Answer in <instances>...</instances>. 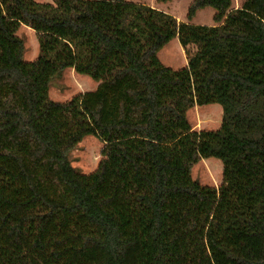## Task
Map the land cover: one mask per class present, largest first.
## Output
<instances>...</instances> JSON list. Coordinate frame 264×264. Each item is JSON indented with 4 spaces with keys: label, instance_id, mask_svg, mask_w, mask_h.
<instances>
[{
    "label": "trees",
    "instance_id": "16d2710c",
    "mask_svg": "<svg viewBox=\"0 0 264 264\" xmlns=\"http://www.w3.org/2000/svg\"><path fill=\"white\" fill-rule=\"evenodd\" d=\"M206 7L215 24L193 23ZM176 36L179 70L158 57ZM67 68L97 88L52 100ZM210 103L222 125L194 129L187 112ZM88 134L103 147L83 173L69 153ZM206 157L218 187L192 177ZM0 264H264V0H193L184 21L129 0H0Z\"/></svg>",
    "mask_w": 264,
    "mask_h": 264
},
{
    "label": "rangeland",
    "instance_id": "374dc122",
    "mask_svg": "<svg viewBox=\"0 0 264 264\" xmlns=\"http://www.w3.org/2000/svg\"><path fill=\"white\" fill-rule=\"evenodd\" d=\"M46 1V0H38ZM146 3L153 7L165 10L174 15L178 21L186 20L189 7L193 0H129ZM244 0H233V5L238 7ZM215 9L206 7L197 12L193 23L201 25H214ZM18 34L24 38L26 51L25 60H33L39 54L37 33L30 27L22 26ZM191 50L194 47H190ZM158 57L162 63L174 70H179L187 64L185 48L176 36L165 44L159 51ZM99 81L90 75L76 72L67 68L55 76L49 89V97L55 101H66L78 93L97 88ZM187 118L196 130H214L220 128L223 121V107L219 103H210L194 106L187 112ZM103 141L95 134L86 135L69 153L72 165L83 173H90L97 168L101 159ZM224 165L217 157L200 159L192 169V177L200 183L218 187L223 179Z\"/></svg>",
    "mask_w": 264,
    "mask_h": 264
}]
</instances>
